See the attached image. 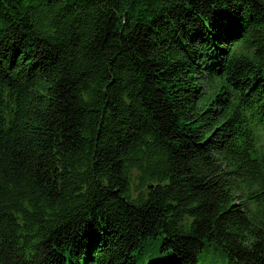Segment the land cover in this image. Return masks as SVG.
<instances>
[{
    "label": "trees",
    "instance_id": "16d2710c",
    "mask_svg": "<svg viewBox=\"0 0 264 264\" xmlns=\"http://www.w3.org/2000/svg\"><path fill=\"white\" fill-rule=\"evenodd\" d=\"M0 264H264V0H0Z\"/></svg>",
    "mask_w": 264,
    "mask_h": 264
}]
</instances>
